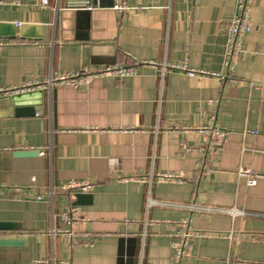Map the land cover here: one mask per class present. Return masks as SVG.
Returning a JSON list of instances; mask_svg holds the SVG:
<instances>
[{"label": "crops", "instance_id": "1", "mask_svg": "<svg viewBox=\"0 0 264 264\" xmlns=\"http://www.w3.org/2000/svg\"><path fill=\"white\" fill-rule=\"evenodd\" d=\"M19 1L0 89L39 88L0 94V264H264V0L229 75L237 0ZM113 66L133 73L49 85Z\"/></svg>", "mask_w": 264, "mask_h": 264}, {"label": "built area", "instance_id": "2", "mask_svg": "<svg viewBox=\"0 0 264 264\" xmlns=\"http://www.w3.org/2000/svg\"><path fill=\"white\" fill-rule=\"evenodd\" d=\"M19 0H0V7L5 5H19ZM253 4V0H237V10L230 21L228 28H227V40L225 45V52H224V66L227 72V75L232 74L235 66L238 62V59L240 57V54L242 52V42L245 34H247L251 29V22H250V12L251 7ZM47 5L46 0H41V7H45ZM115 10L118 12H123L125 10L124 5H119L114 7ZM177 68V67H174ZM165 70V66H163V70ZM133 73V67L128 66H113L103 69L100 72H94L92 74H85V73H75L73 75H65V76H59L55 77L54 79H51L49 81V85L53 83L57 84H80L87 82L91 78H94L100 74H109V75H117V76H126ZM188 75H194L197 73L203 74L202 71H195V70H188ZM222 78V77H220ZM39 88L32 87V86H24L21 88H15L11 90H2L0 89V94H19L24 93L29 90H34ZM201 132H203L208 138L209 142L212 144H218L219 139L218 136L220 135V132L217 128L211 127L206 129H200ZM238 174L240 176H245L247 179L248 185H254L256 183V179L260 176L249 171L245 168H240L238 170ZM73 188L86 190L88 188V185L86 183L79 184ZM150 204V201L147 203ZM192 209V207H191ZM219 212L229 214L233 217L235 216H241L243 215L242 211H239L235 208L232 209H220ZM61 219L66 222L67 224H71V215L69 209L65 210V212L62 214ZM66 237L70 240L72 233L66 231L65 232Z\"/></svg>", "mask_w": 264, "mask_h": 264}, {"label": "water", "instance_id": "3", "mask_svg": "<svg viewBox=\"0 0 264 264\" xmlns=\"http://www.w3.org/2000/svg\"><path fill=\"white\" fill-rule=\"evenodd\" d=\"M39 27H35V26H24L22 27L21 29V36L23 38H27V39H31V38H36V39H39L40 38V35L36 34V33H33V31L37 30ZM0 32L2 35H6L8 36L9 38H11L13 36V33H12V30H11V27L9 24H0ZM30 33V34H29ZM29 93H21V94H17V95H13L11 97V99L16 102L18 101L21 97L25 96V95H28ZM35 112H39L40 110L39 109H31V108H23L22 109V113H25V114H33ZM38 152L37 151H34V152H20L19 154L21 156H28V155H31V154H37ZM75 200H76V203L78 204L80 202V200L83 198V195L81 194H76L75 196ZM10 226L7 224V225H3V224H0V229H9ZM20 241L16 240V239H9V240H3V243L4 244H7V245H13L15 243H19Z\"/></svg>", "mask_w": 264, "mask_h": 264}]
</instances>
